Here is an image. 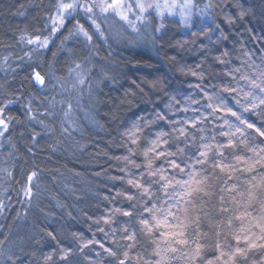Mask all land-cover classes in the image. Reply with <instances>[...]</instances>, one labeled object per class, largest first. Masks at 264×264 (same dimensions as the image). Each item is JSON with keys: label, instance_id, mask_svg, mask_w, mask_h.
Returning <instances> with one entry per match:
<instances>
[{"label": "snow or ice", "instance_id": "snow-or-ice-1", "mask_svg": "<svg viewBox=\"0 0 264 264\" xmlns=\"http://www.w3.org/2000/svg\"><path fill=\"white\" fill-rule=\"evenodd\" d=\"M221 2L207 0L200 8L196 0H55L42 24L32 31L20 30L16 44L21 50H29L17 57L21 64L11 69L22 70L24 59L28 58L29 81L38 93L44 94L47 106L44 111L34 110L29 99L21 106L24 120L17 119L9 109L19 96L9 91L7 82L0 84V148L7 146L8 157L15 159L16 144L10 135L14 122L39 124L45 133H54L50 125L56 119L58 105L67 104L66 109L59 111L62 122L70 121L84 98L83 86L88 85L91 97L93 88L103 82L93 84L88 79L92 72L88 65L94 67L103 48L112 49L123 41L127 45L155 44V34L162 32L168 17L178 15V23L189 28L194 9L207 16L213 8L221 7ZM229 6L240 8V20L248 14L239 4ZM157 19L160 23L154 26ZM221 20L228 26L237 23V17L227 13ZM213 24L214 27L206 26L200 32L215 46L219 54L214 60L224 66V71L212 77L206 76L201 64L187 69L181 65V73L195 81L189 82L191 91L187 94L176 89L170 94L162 78H153L150 89L163 91L168 103L164 108L157 104L145 115L137 116L121 133L119 147L124 152L115 157L119 174L109 176L108 169L102 168L112 182L105 200L114 203L122 197L128 201L127 208H107L99 217H89L98 232L111 237L109 246L95 238L85 241L81 235L72 234L82 249L90 245L103 249L110 258L108 264H264V56L257 63L250 50L241 49L239 63L233 64L232 52L219 48L231 36L221 23ZM65 29L67 35L57 52H52L47 71H43V64L37 63L35 57L51 51ZM81 39L88 56L80 63L69 59L67 63H74V67L67 68L66 76H58V53L67 51L69 57L75 55L66 45ZM111 55L109 51L107 56ZM11 56L9 53L3 58L5 64ZM104 79H108L106 74ZM137 87L144 91L142 84ZM61 131L71 135L68 127ZM38 135L33 133L31 139L35 141ZM0 174V180L13 177L8 168H0ZM38 179L35 170L27 174L16 193L22 197L21 203L31 205L39 195ZM116 182L126 187L111 195ZM8 191L0 183V215L12 207ZM117 216L127 219L121 227L113 228ZM47 235L57 239L53 232ZM12 243L7 235L0 240V245ZM60 252V260L68 261L71 249L61 248ZM212 252L215 254L209 255ZM257 253L259 259L255 258ZM0 257L8 264L20 261L11 247L0 250ZM52 259V254L45 256V261Z\"/></svg>", "mask_w": 264, "mask_h": 264}, {"label": "trees", "instance_id": "trees-1", "mask_svg": "<svg viewBox=\"0 0 264 264\" xmlns=\"http://www.w3.org/2000/svg\"><path fill=\"white\" fill-rule=\"evenodd\" d=\"M54 2L55 0H0V84L7 82L10 85L9 91H14L19 96L9 113L20 120H24L21 106L28 103L29 99L34 110L39 108V111H44L47 105L44 94L38 93L29 81L31 69L26 66L29 63L27 57L22 70H11L21 64L17 57L24 56L25 52V49L21 50V46L16 44V39L20 30L32 31L42 24L46 11ZM232 4H239L248 14L240 20V8L230 7ZM20 5H24V8H20ZM18 11H23L24 15H18ZM225 13L237 17L234 26L222 23L221 17ZM208 16L202 21L195 17L188 29H183L178 19L168 17L164 21L165 28L162 32L155 34V44L127 45V41H123L112 49L103 48L95 58L94 67L88 65L92 68L89 81L93 84L103 82L93 88L91 97L88 85L83 86L84 98L80 107L74 109L70 121L62 122V111H59L61 108L66 109L67 104L58 105L56 119L50 125L55 129L54 133H45L39 124H29L27 121L20 125L13 123L10 135L16 144L15 159L8 157L7 146L0 148V168H8L13 172L11 179L0 180L3 187L9 188L8 195L12 197V207L6 210V214L0 215V240L7 235L13 243L0 245V250L7 251L11 247L12 252L20 257L17 264H108L110 258L103 249L96 245L82 249L80 241L72 234L81 235L85 241L95 238L109 246L111 237L106 238L103 233L98 232L89 217H99L107 208L128 207V201L122 197L114 203L105 200L110 194L112 182L103 174L102 168L108 169L109 176L119 174L115 170L118 164L115 157L124 152L119 147L121 133L137 116L145 115L157 104L164 108L168 103L164 92L153 91L149 82L160 77L170 94L173 89L187 94L191 91L189 82L195 81L190 75L181 73V65L187 69L201 64L206 76L217 77L222 73L224 66L218 65L214 60V56L219 53L200 32L206 26L214 27L213 21L221 23L231 36L219 48L220 51L232 52L233 64L239 63L238 54L241 49L250 50L257 63L264 56V47H261L264 45V0H222L221 7L213 8ZM159 23L155 20L154 26ZM65 35L66 31L56 38L51 51L39 56L38 61L43 64V71H47L48 64L53 59L52 52H57ZM216 35L212 36V41L216 40ZM9 45L16 46L5 47ZM66 49L75 55L69 57L67 51L58 53V76H66L67 68L74 67V63H67L69 59L80 63L88 56L82 39L69 41ZM109 51L112 52L111 56H107ZM9 53L12 56L5 64L3 58ZM105 74L107 80L104 79ZM138 84L143 85V92L137 87ZM62 127H68L71 135L63 133ZM33 133H39L35 141L31 139ZM33 170L39 173L37 183L40 184V190L39 195L28 205L21 203L22 197L16 193L27 174ZM97 172H101V175L97 176ZM122 187L126 185L121 186L116 182V189L112 190L111 195H115V191ZM33 191L37 190L34 188ZM126 219L117 216L112 227H121ZM104 227L111 232L110 228ZM48 232H53L57 239L49 238ZM61 248L71 249L68 261L60 260ZM49 254H52L53 259L45 261V256ZM259 255L257 253L255 258L259 259ZM0 264L8 262L0 257Z\"/></svg>", "mask_w": 264, "mask_h": 264}, {"label": "rangeland", "instance_id": "rangeland-1", "mask_svg": "<svg viewBox=\"0 0 264 264\" xmlns=\"http://www.w3.org/2000/svg\"><path fill=\"white\" fill-rule=\"evenodd\" d=\"M196 3L199 4L200 8H203V7H204V4L207 3V0H196ZM195 17L202 21V20H206L209 16H208V15H207V16H201V15H200L198 12H196V10L194 9V10H193V13H192V16H191L190 24H191L192 19H194ZM174 18H176V19L179 20V16H178V15H177L176 17H174ZM157 20H158V22H160L159 19H157ZM69 27H71V25H69ZM182 28H183V29H188V28H185V27H183V26H182ZM64 31L67 32V29H65ZM24 49H25V51H28V50H29L28 48H24ZM38 58H39V56H36V57H35V61H36L37 63H39ZM26 59H27V61H28V58H26Z\"/></svg>", "mask_w": 264, "mask_h": 264}]
</instances>
